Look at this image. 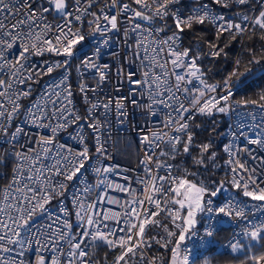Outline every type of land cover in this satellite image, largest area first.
Segmentation results:
<instances>
[{"label":"snow or ice","instance_id":"obj_1","mask_svg":"<svg viewBox=\"0 0 264 264\" xmlns=\"http://www.w3.org/2000/svg\"><path fill=\"white\" fill-rule=\"evenodd\" d=\"M236 2L243 5L249 0ZM178 4L180 0H0V137L12 145L9 158L15 160L9 183L0 188V264H100L93 251L100 246L114 254L111 262L105 257L104 264H162L159 257L148 255L153 244L171 252L169 264H195L187 242H195L198 223L207 220L204 235L212 237L213 222L240 220L247 225L253 210L264 211V166L259 173L248 167L240 159V150L230 144L224 149L228 154L225 178L205 176L220 165L210 142H195L199 125L192 123L196 114H230L249 105L264 110V92L257 99L237 100L232 91L233 77L239 81L251 74V65L264 61V47L248 50L250 59L242 71L237 60L222 83H209L210 69L204 67V60L226 55V45L212 41L204 42V47L184 45L187 32L207 23L216 28L217 41L224 33L226 39L235 40L251 29L248 38L258 30L264 44V10L257 16L243 15L241 23H234L213 15L198 0H192L187 14ZM121 32L129 48L125 54L128 70L122 66L117 77L127 82V94L105 93L107 99L100 100L95 94L103 91L111 73L108 64L99 62L101 45L110 46L113 35ZM97 37L95 50L85 53V45ZM130 37H134L132 42ZM45 53L64 59L45 61L42 69L28 63L30 56ZM73 58H80L79 91L85 99L92 92L96 101H89L86 117L73 106L67 76ZM60 68L65 74L45 89L43 102L25 109L26 122L48 129L51 135H39L31 147L21 144L17 150L24 129L14 126L15 120L21 114L22 98L32 91L21 85ZM89 73L95 85L83 79ZM141 98L146 102L141 103ZM126 102L144 109L146 115H155L158 108L167 110L161 127L139 129L143 153L131 170L106 163L111 153L102 139L108 113L115 111L120 123L127 118ZM81 120L93 133L94 151L82 132L75 137L82 145L78 149L56 143L58 133L72 124L83 129ZM257 135L248 143L264 147V133ZM243 151L251 154L247 147ZM183 157L191 159L195 170L183 165ZM90 170L96 178L94 185L84 179ZM118 171L135 173L124 175V184L114 185L128 198L115 200L105 193L88 200L91 191L113 187L109 175ZM73 181L84 185L72 193L74 213L64 204ZM53 200L58 201L62 215L50 210ZM104 203L118 205L119 211L105 210ZM73 214L76 231L70 220ZM239 236L246 237L247 243L234 237L229 247L246 254L241 264H264V222L251 223ZM257 244L260 250L252 251Z\"/></svg>","mask_w":264,"mask_h":264},{"label":"built area","instance_id":"obj_2","mask_svg":"<svg viewBox=\"0 0 264 264\" xmlns=\"http://www.w3.org/2000/svg\"><path fill=\"white\" fill-rule=\"evenodd\" d=\"M225 2L227 3V7L224 6ZM199 5L206 6L209 11L216 16H223L226 20H230L234 23H241L242 16L248 15L249 17L259 15V12L264 10V0H249L246 4H239L236 0H221V3H216L215 0H198ZM192 6V0H180V4L177 7H180L187 14V10ZM93 11L96 10L94 7ZM49 20H52V17H49ZM58 22V21H54ZM212 25V24H211ZM212 27L216 30L214 25ZM250 32V29H249ZM246 32L242 37L243 41L249 34ZM100 38L97 37L96 40L91 41V43H87L83 49L85 53L90 54L95 50V46ZM134 37H130L129 41L132 42ZM184 45L188 47L185 43ZM129 51L128 44L125 43V38L123 33H119L113 35L112 41H110V46L104 47L101 45V55L99 58V62L101 64H108L111 68L109 81L104 85L103 91L98 90L96 95L97 99L106 100L108 96H117L127 94V82L119 79L117 77L118 70L123 66L125 71L127 68V57L126 52ZM82 58V57H81ZM64 57H57L51 53H45L42 56H30L28 63L32 64L34 68L42 69L45 67V61L51 63L56 60H63ZM80 64V58H73L70 61V70L67 73L68 82L72 85L73 92V106L74 110L83 117L88 115V109L90 107L89 101L95 103L96 101L93 99L94 94L92 92L87 93V99H85L84 94L79 91L77 87L80 82L81 76L77 71V67ZM234 69V68H233ZM233 71V70H232ZM64 69H55L50 74L40 75L39 77H34L32 81H30L27 85H21V87H31L32 91L30 96L26 98H22L21 114L16 118L15 125H19L24 129V132L21 133L19 139V143L16 145V149H20V145H26L28 147L32 146V142L39 135H51L48 129H39L32 124L26 122L25 109L30 108L34 102H43V97L45 95V89L48 88L49 85L53 84V82H59L61 76L64 75ZM83 79L89 85H95V79L91 78L90 73L86 74ZM233 88L232 91L235 94L236 83L235 77H233ZM119 85V87H118ZM236 99V97L234 96ZM146 102V98H141V103ZM127 104V118L123 123H120V118L117 116L115 111L108 113L107 119L104 120L105 130L104 136L102 139L106 140V147L108 151L111 153V159H109L106 163L112 165H118L120 169H134L138 166L139 159L143 153V145L141 144V133L139 129L141 127L147 126L148 128H159L162 126V122L167 118V110L157 109L155 115H146L144 109L137 108L133 106L131 103L126 102ZM103 112L101 110L98 115ZM200 114H196L194 119ZM228 117V124L225 130V146L234 144V146L240 150V159L242 162H246V165L250 168H255L259 173L261 167L264 166V147L259 145H253L248 143L249 139H257L258 133H264V110H261L258 105L253 106L249 105L247 107L241 106L240 108L234 109L230 114H226ZM101 119L104 117L101 115ZM193 119V120H194ZM80 124H84V128H78L77 124H72L67 131H61L58 133L56 137L57 144H66L71 146L74 149H78L82 147L79 144V141L75 139L78 132H82L85 136V140L88 142V146L90 149L94 151L95 139L91 129L87 128V125L84 120L79 122ZM13 126V127H14ZM72 137V138H70ZM129 147H135L137 152V160L134 163H127L120 159L122 154L127 152ZM247 147L251 150V154L246 153L243 149ZM12 152V145L4 142V138L0 137V156L10 157V153ZM255 157L256 159H253ZM12 161V169L15 166V160L10 158ZM228 159V154L226 153V160ZM173 163L172 161H169ZM11 169V171H12ZM11 171L10 173H6L5 170L0 169V188L6 186L11 179ZM133 176L134 172L128 171H118L117 173H112L109 175V182L113 185V187H104L101 189H97L88 193V200H97L98 197H103L106 193L107 198L115 199L123 201L128 198V194L119 191L114 185L116 184H124L123 176ZM84 179L89 183L94 185L96 183V178L94 173L89 171V173L85 174ZM135 187V185L133 184ZM83 184L77 185L75 181L70 182L67 191L64 194V204L74 213L76 209L72 204V193L77 191L80 188H83ZM248 201L249 204H254L256 202H252L248 200V198H243ZM105 210L113 209L119 211V206L116 204H107L104 203L101 205ZM50 210L57 215H62L59 212L58 201L53 200L51 205L49 206ZM70 220L73 222V231H76V217L73 214L70 217ZM264 222V211L253 210L249 214V224H245V222L240 220H231L228 223L216 224L213 222L214 235L212 237H206L205 226L208 225L207 220H202L197 225V233L198 236L195 238V242L188 241V246L193 248V257L202 256L207 253L213 246L215 241V236L219 234L224 228H226L227 235L222 240L220 244V249L224 252H231V248L229 247V243L233 241L234 237L236 239H241L242 242H247L246 237H240L239 234L244 230L246 226H250L251 223H260ZM94 251V250H93ZM34 255V253H33ZM149 256H152L148 253ZM162 264H168L167 262H162Z\"/></svg>","mask_w":264,"mask_h":264},{"label":"trees","instance_id":"obj_3","mask_svg":"<svg viewBox=\"0 0 264 264\" xmlns=\"http://www.w3.org/2000/svg\"><path fill=\"white\" fill-rule=\"evenodd\" d=\"M171 23V20H169ZM251 32V29H250ZM249 32V34H250ZM249 34L243 41V37L237 36L235 40L226 39L227 33L220 36L219 40H216V30L212 27L210 23L205 25H197L194 31L187 32L184 36L185 43L189 47H204V42L212 41L219 43L221 46H225L224 52L220 57L215 58H205L204 67L210 69L209 73V83L220 82L232 72L235 68V62L237 60L241 61V71L243 70V65H245L250 59L248 55V50L250 48L259 49L264 47L259 40V31L257 30L256 35L249 39ZM207 52V48H204ZM252 72L247 76H242L236 83L235 97L236 99L241 98H252L257 99L261 92H264V61L260 65H251ZM193 125H199L195 127V142L197 144L211 143L212 148L210 151L217 153V164L220 165L218 168H213L211 172L204 173L205 176H210L217 180H222L225 178L226 173H228V168L225 165L226 152L225 149V130L228 124V117L226 114H214L212 116L198 115L193 121ZM195 155V153H193ZM120 159L127 163H134L137 160V152L135 147H129L125 154L120 156ZM181 160V158H178ZM176 163V161H172ZM182 163L184 166L195 170V166L188 157L182 158ZM0 169L5 170L8 174L12 169V161L9 157L3 158L0 162ZM203 172V169H200ZM230 178V176H229ZM158 231V230H157ZM163 234V233H162ZM227 235L226 228H224L219 234L215 236V241L212 248L202 256L193 257L195 264H241V261L245 258V253L243 251L237 252H224L220 249V244L222 240ZM247 243V242H245ZM259 245L257 244L252 251H259ZM94 259L99 261L100 264H104V259L107 257L108 261L111 262L114 259L113 252L103 246L94 249ZM152 256L159 257L161 262L169 261L171 252L168 249L160 247V245L153 244L152 249L149 251ZM248 255L251 252L247 253Z\"/></svg>","mask_w":264,"mask_h":264},{"label":"rangeland","instance_id":"obj_4","mask_svg":"<svg viewBox=\"0 0 264 264\" xmlns=\"http://www.w3.org/2000/svg\"><path fill=\"white\" fill-rule=\"evenodd\" d=\"M171 257V256H170ZM169 260H170V258H169ZM168 264H169V261H168Z\"/></svg>","mask_w":264,"mask_h":264}]
</instances>
